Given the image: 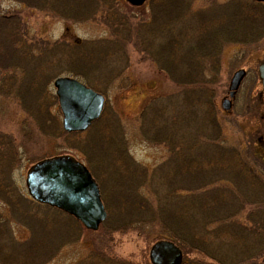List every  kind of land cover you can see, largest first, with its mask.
I'll return each mask as SVG.
<instances>
[{
    "label": "rangeland",
    "instance_id": "374dc122",
    "mask_svg": "<svg viewBox=\"0 0 264 264\" xmlns=\"http://www.w3.org/2000/svg\"><path fill=\"white\" fill-rule=\"evenodd\" d=\"M162 1L148 0L143 7L133 8L125 0H0L2 39L10 42V49L0 47V191L11 188L27 196L23 203L33 207L12 210L0 194V264H152L150 251L158 242L153 231L159 227L144 222L151 215L172 231H182L186 226L200 240V252L205 256L213 253L230 264H248L253 259L263 264L264 224L251 227L252 232L240 229L234 236L220 228L221 224H208L213 213L225 212L222 200L237 201H229L228 211H241L233 214L239 228L248 226L247 219L253 222L252 211L254 218L264 215L263 184L240 168L228 150L223 155L215 150L210 122L216 105V122L229 140L224 145L238 142L242 151L263 155L258 139L264 130V93L258 66L264 61V19L260 17L261 26L242 22L230 42L219 39L218 56L201 55L196 51L198 39L189 34L196 29L200 36L201 31L216 30L223 21L218 10L222 15L229 9L226 5L236 0H184L186 7L179 16L184 29L172 26L174 13L158 9ZM239 5L242 8L237 12H247L244 14L249 18L264 15V8L250 10L249 5ZM116 14L122 16L120 21ZM163 14L169 22L162 21L164 30L158 32L157 22ZM170 33L175 35L172 44L178 47L164 53L161 47L170 42ZM76 42L80 46L75 47ZM203 56L204 65L196 69L204 77L206 88L201 92L174 86L164 72V59ZM207 68H214L216 73ZM242 68L248 76L232 111L225 113L221 101L231 77ZM171 70L177 79L175 73L181 70ZM216 74L217 85L216 80L214 86L205 81V77L211 80ZM60 77L75 78L106 96L103 117L86 132L65 136L58 131L59 124L62 129L63 125L54 100V82ZM28 78L34 80L29 84L34 88L32 94L25 82ZM188 93H195L192 96L197 101L192 105ZM213 101L216 104L212 105ZM181 119L188 120V126L176 136L170 130L179 126ZM189 135L201 136L199 146H182L183 138ZM10 138L15 149L3 145ZM202 147L204 152L187 165ZM58 156H71L85 164L99 181L108 217L97 231L87 230L68 215L64 217L63 212L34 205L27 191V172L37 162ZM176 170L180 175L173 188L169 178ZM257 172L264 177V169ZM196 177L204 181L196 187L187 184ZM6 183L10 186H4ZM218 187L231 195L214 194ZM165 195L176 198L168 204ZM165 207L167 211L161 209ZM207 207L215 210L208 211ZM193 208L197 218L187 219ZM198 211L204 216L199 217ZM172 213L185 219H177ZM179 247L185 264H200L199 251L189 245ZM236 254L238 258L244 256L235 260ZM204 262L215 264L209 259Z\"/></svg>",
    "mask_w": 264,
    "mask_h": 264
},
{
    "label": "trees",
    "instance_id": "16d2710c",
    "mask_svg": "<svg viewBox=\"0 0 264 264\" xmlns=\"http://www.w3.org/2000/svg\"><path fill=\"white\" fill-rule=\"evenodd\" d=\"M13 1H15V0H13ZM16 2H18V1H16ZM75 2H77V1H75ZM19 3H21V1ZM88 3L89 2L86 3V6H89ZM240 3L241 4L249 5L250 10L257 9L259 7L264 8V4L257 3V2H253V1H250V0H236V1H233V3L232 2L228 3V5H226V6H228L227 8H229V9L228 10H223L224 12L222 11L223 12L222 15H221V9L218 10V13L222 17V20L223 21H221L222 23L220 22V24H219L220 26L218 25L216 30L205 32V34L203 33V31H201V36H200V35H198L199 31H197V29H196V30H192L191 31V34H189V37L197 38L198 39L197 43L199 45H198V48L196 50L197 52H199L201 55L207 54L209 56L210 55H215V56L217 55L218 56V54H217V48L220 47V41H219V39L224 38L225 39V42H230L233 39H235V28L237 26H239V25L241 26L242 25L241 24L242 22H245V25L246 26H249V24L251 25L252 22H253L252 24H256L257 26L258 25L261 26L260 17L264 19L263 13L262 14H259V16H255V19L253 18L254 19L253 20L252 17L249 18V17L246 16V14H244V13H247V12H242V11L241 12H237V11H239L242 8L239 5ZM77 4H78V2H77ZM159 6L160 7H158V9L160 10V8H161L162 10H164L165 13H167L168 11H170L171 13H174V14H171L172 17L174 16V20L171 21V22H173V25L172 26L175 27V29H177V27L179 28L180 25L184 29L185 25L183 24L182 19L179 18V16H181V14L184 13V8L186 7V5L184 3V0H163L162 3ZM33 7H35V6H33ZM116 10H118V9H116ZM107 11H108V9L106 8V10L104 11V14L107 13ZM250 12L252 13V11H250ZM242 14H244V18L240 17L239 19H237V16H240ZM165 15L166 14H163L162 19H160V21L157 22V24L159 26V31L158 32H161V31L164 30L163 25H162V21H165V23L169 22V20H168L169 17L165 18ZM176 16H177V18H175ZM115 17L119 21L122 18V16H120V14H119V17H118V14H116ZM172 17H171V19H173ZM224 17L227 18V19H224ZM201 19H200V23L202 24ZM13 20L14 19L6 20V21H8V22L11 21L12 22ZM0 22H1V20H0ZM174 24H176V26ZM187 27H188V25H187ZM183 29H182V32H183ZM1 30L2 29L0 27V47L8 48L10 42H4L3 41L2 34H1L3 30L2 31ZM178 30H176V31H178ZM184 31L186 33L188 30L186 29ZM172 33H173V30H172ZM228 36H229V40H227V37ZM172 37H175V35L172 34ZM172 37H171V33H170V39L168 40L170 42L169 43L166 42L164 45H162L161 49H162V51L164 53H168L170 51L169 49H171V52H173V49H176L178 47L177 43L176 44L175 43L172 44L173 41L175 40V38H174V40L171 41V38ZM33 40L36 41L38 39L36 37H33ZM32 41H30V42H32ZM62 44H66V43H62ZM79 44L80 43H77L76 42L75 43V47L78 46ZM167 45H169V46H167ZM179 48H184V47H179ZM8 49H10V48H8ZM197 52H196V54H197V57H198V53ZM201 58H206V57L203 56V57H200L199 59L193 58V57H186V58L170 57V58H167L166 60L164 59V61H165V63H163L165 65L164 72H166L167 77H169V78L172 79L171 82L174 83L173 84L174 86H176L178 88L179 87L180 88L186 87V88H189L191 90L193 89V92H198V91L201 92V91H203V88H206L205 87V82H204V77L202 76V74L200 76V74L196 70L197 67H199L201 65H204V63L201 60ZM157 61H159V60H157ZM213 65H214V63H213ZM9 66L12 67L11 63H9ZM170 67L173 68V69H175V71L178 68L181 70L179 74L175 73L177 79L175 78L174 73H173V71L171 70ZM214 68H215V65H214ZM214 68H212V69L207 68V69L212 74H215L216 73L215 72V69L216 68L215 69ZM217 69L219 70L218 66H217ZM203 73H204V71H203ZM22 80H24V78ZM215 80H216V85H217V82H218L217 74L214 75V77L211 80L210 79L208 80L205 77V81H211L212 86H214ZM31 81H34V80H30V78H28V80H25V82H27L28 87H29V84H30ZM33 90H34V88L29 87L28 92L32 94ZM94 90H96V89H94ZM97 92H99V91H97ZM194 94L195 93H192V95H194ZM192 95L189 94V93L186 94V97H188V102H189L190 105H192L193 101L196 100V99H194V97ZM54 100L56 101V97L54 98ZM214 104H216V103H214V101H213L212 102V105H214ZM213 112H214V118L210 121L211 122V125H212V132H211L212 135H211V137H213L215 139V145H216V146H214L215 147V150H217V152L220 155H223V153L226 152L227 149L226 150H221V151L218 150L219 126H218V123L216 122V119H215L216 116L218 115L216 105H215V107L213 109ZM186 121H187V124H186ZM201 125L203 126L202 123H201ZM94 126H96V124ZM186 126H188V120H185L183 122V119H181L180 125L179 126H176L175 125V127L172 128L170 131H171L172 134L176 135V133H178L179 131H181L183 129L186 131ZM58 131H59V133L61 135L63 134L65 136H72V135L80 134V133L68 134V133H66L60 127V124L58 126ZM202 136H203V134H202ZM200 137L201 136H199V135L196 138H194L191 135L186 136V137L183 138V141H182L183 142V145L182 146H184L187 149H188L189 146H192V147H194L196 145L199 146L197 142H198V139H200ZM111 140H113V138ZM213 141L214 140H212V142ZM208 142H210V141H208ZM3 143H4V141H3ZM3 145L7 146V149L8 148L10 149L11 147L15 149V147H16V145L14 143V140L12 138H10V140H8V141H5V144H3ZM211 145H213V144H211ZM203 147H204V145H203ZM203 147H202V149H200L198 151L196 149L194 150V151H197L196 152V155L195 156L193 155L192 158L191 157L190 158L188 157L189 159L187 161V165L192 161V159L194 157H197L198 156L199 152H204V148ZM1 150L2 149L0 148V151ZM1 157H3V153H0V159H1ZM11 157H12V159H14V154H12ZM0 162H2V160H0ZM172 169H173V167H172ZM187 169H188V167H187ZM176 171H177V173H174L169 178L170 180H172V181H170L171 182L170 186L173 185V188L176 187L175 185H176V182H177V179H178L177 176L180 175V174H178V170H176ZM201 178L202 177H196V179H193L194 181L188 179L190 182H194V183H190V182L188 183L187 182V184L195 185V184H198V183H202L204 180H201ZM164 179H166V178H164ZM96 181L99 184V181L97 179H96ZM4 186H6V187L7 186H10V183H6ZM195 187H196V185H195ZM262 188H264V186ZM221 189L222 188L218 187V189L215 190V193L214 194H216V193H222V194H220L221 197L224 196V195H229V196L231 195V194H229V191H227L226 189H224L223 191ZM0 194L3 195L2 198H4V204L7 205V207L9 206V208L12 209V210L13 209L14 210H17V208H21V207H23L24 209H25V207H28L29 209H33L32 204H28V203L25 204V203H23L24 202V198L27 199L26 198L27 196H23V194H19V192L15 193V191H13V189H11V188H10L9 191H8V189L2 191V193L0 191ZM169 194H171V193H169ZM189 194H191V193H189ZM16 196H17V199H16ZM172 198L175 199L176 197L175 196L174 197L173 196L168 197L166 195L164 196L165 202L168 203V204H169V202H167V201L168 200H173ZM218 198H220V197H218ZM259 199H261V198H259ZM229 201L230 202H237V201H232L231 199ZM229 201H226V203H225L224 200H222V203H224L225 206H226L225 209H224L225 212H222V214L221 213L220 214H214L213 213L212 222H210L208 224V226L214 227V226H218V225L221 224L220 228L227 229L229 235L234 236V235L240 234V229L241 230L248 231V232H252L250 230L252 228H254L255 226H257V228H258L259 227V224H264V221L263 222L261 221V220H264V215L262 214V217L261 218L260 217L254 218V216H256L255 215L256 213L254 211H252V214L254 215L253 216V222H252V220L250 221V220L247 219V223L246 224L248 226H245V228H243V227L242 228L241 227L239 228L238 226L235 225V223H236L235 222L236 216H234V215L240 214L241 211H239V212L235 211V213H233L234 215L232 214V212H230L231 210L228 211V209L230 207V202ZM258 202H259V200H257V203ZM219 203H221V202H219ZM262 204L264 206V201L262 202ZM34 205L36 207H42V208H45V209L54 210L56 212L59 211L57 209L51 208V207L46 206V205L38 204L36 202H34ZM256 205L257 204L254 203L253 206H256ZM143 206H142V208H143ZM155 209L156 210L159 209V206H156ZM155 209H153V210L156 211ZM161 209L166 210V207H165V209L164 208H161ZM206 209L208 211L215 210V208H209V207H207ZM15 213H16V211H15ZM198 213L200 214L199 217L204 216V212L198 211ZM207 213H209V212H207ZM173 214L174 213H172V215ZM188 214H190V216H186L187 219L188 218H192V219L197 218L196 215H195V212H194V208L191 211H189ZM62 215H64V217L65 216L68 217L66 214H62ZM173 216L175 218H177V219H185L184 216H182V215H180L178 213L174 214ZM69 218H70V216H69ZM145 219L146 220H144V222L145 221H148V224H150V223L152 224L151 226L157 225V227H159L158 230H155L154 229L155 231H153V235H154L153 238H154V240L167 239V240H170V241L174 242L176 245H179V246H181V245H189L190 248H192L191 250H195V251L197 250V251H199V252L196 251L197 252L196 255H198L197 258H198L200 264H207L206 262H204L206 259H209L210 261H212L215 264H230V263H227L226 261L218 258L216 256V254L208 253V252L206 253V256L203 255V254H201L200 251H202L203 248L201 249L200 240L198 238L194 237L193 235H191L190 232L187 230L186 226L182 227V231H178L177 229H173V231H172V230H170L168 228V226L162 225L161 222H159L157 220V217L155 215H153V216L151 215V219L149 218V216H148V218H145ZM72 220H74V218H72ZM238 220L241 222L240 219H238ZM248 221L250 223V226H249ZM74 224L76 226H78L76 224V222ZM148 224H146V225H148ZM140 227H142V226H140ZM196 227L198 228V226H196ZM248 232H246V233H248ZM179 240H181L182 242L181 243H178ZM23 244H25V243H23ZM241 256H244V255L241 254ZM202 257H205V258H202ZM240 257L238 258V255L236 254V257L234 259L235 260H237V259L240 260Z\"/></svg>",
    "mask_w": 264,
    "mask_h": 264
},
{
    "label": "water",
    "instance_id": "95a60500",
    "mask_svg": "<svg viewBox=\"0 0 264 264\" xmlns=\"http://www.w3.org/2000/svg\"><path fill=\"white\" fill-rule=\"evenodd\" d=\"M125 1L139 8L148 0ZM244 76V70L233 75L230 98L222 104L225 110L231 107ZM259 78L264 93V62L259 66ZM54 88L65 132H85L101 118L105 97L100 93L69 77L56 79ZM26 186L34 201L73 216L89 230L97 231L107 218L98 184L88 168L71 156L52 157L34 164L27 172ZM150 260L152 264H182V251L172 242L162 240L151 248Z\"/></svg>",
    "mask_w": 264,
    "mask_h": 264
},
{
    "label": "flooded vegetation",
    "instance_id": "af4514ba",
    "mask_svg": "<svg viewBox=\"0 0 264 264\" xmlns=\"http://www.w3.org/2000/svg\"><path fill=\"white\" fill-rule=\"evenodd\" d=\"M27 26V25H26ZM68 43V42H67ZM71 44V43H70ZM262 63V62H261ZM260 63V64H261ZM259 64V66H260ZM259 66H258V77H259ZM240 70H244L245 71V76L244 78L242 79V82L234 96V98L231 100V107L229 108V110H225L222 106L223 104V101L225 99H228L230 98V84H231V80L233 78V76L231 77V80L229 82V86H228V91L227 93L225 94L224 98L222 99L221 101V108L222 110L225 112V113H230L233 109V106H234V102L236 101L238 95H239V92H240V89L242 87V84L244 82V80L246 79V77L248 76V71L244 68L240 69ZM239 71V70H238ZM234 75V74H233ZM260 80V78H259ZM262 84V83H261ZM106 97V96H105ZM218 126H219V140H218V150L221 151V150H228L231 154V158H233L234 161H236L235 163L240 167L242 168L244 171H247V172H250L253 177L256 178L257 181H259L261 184H263L264 186V177H261L257 170H263L264 169V151H263V155L260 157V156H255V155H252L250 152H244L241 150L240 148V145L238 144V142H234L232 143L230 146H229V143L228 145H224V142H228L229 140H227V135L224 133V129L222 127V125L220 123H218ZM258 142L261 143V146L264 147V130H263V133H262V136L258 139ZM246 156H245V155ZM256 157V158H255ZM248 158V159H247ZM252 161V164L249 162ZM259 161L260 164L257 165V163L255 161ZM254 164V165H253ZM257 167V170L255 167ZM256 171V172H255ZM98 183V182H97ZM68 215V214H66ZM72 218H74L73 216L71 215H68ZM167 240V239H166ZM167 241H170V240H167ZM180 250L182 251V249L180 248ZM264 251V250H263ZM264 256H262L261 258H263ZM259 258V257H258ZM262 260V263L264 264V259H261ZM256 260H250L248 262V264H258L255 262ZM182 264H185V261H184V253L182 251ZM246 264V263H245Z\"/></svg>",
    "mask_w": 264,
    "mask_h": 264
}]
</instances>
